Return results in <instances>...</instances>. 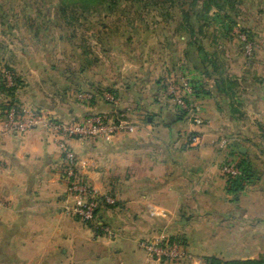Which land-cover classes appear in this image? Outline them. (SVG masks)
<instances>
[{"label":"crops","instance_id":"crops-1","mask_svg":"<svg viewBox=\"0 0 264 264\" xmlns=\"http://www.w3.org/2000/svg\"><path fill=\"white\" fill-rule=\"evenodd\" d=\"M160 30V59L146 63L143 56L129 58L128 72L116 73L115 79L107 62L101 75L94 67L90 73L82 67L74 75L30 58L29 68L15 63L24 78L16 93L24 108L63 122L100 114L121 119L123 127L114 136L67 141L78 175L99 195L114 198L100 217L116 237L111 241L64 213L70 198L66 184L58 180L61 154L46 129L7 135L0 122V264H131L132 251L128 256L124 248L170 226L202 240L198 251L207 250L206 239L239 238L248 223L257 225L252 234H264V58L246 63L229 57L230 76L249 83L244 90H233L232 99L231 92L226 96L216 88L219 74L183 64L170 67L186 44L176 45L174 32L165 37ZM2 59L0 51V63ZM187 61L184 56L181 62ZM179 73L202 89L199 115L204 125L196 148L186 141L195 130L191 119L177 113L162 90V78L177 79ZM239 102L244 108L236 107ZM222 137L231 141L229 148L217 147ZM237 156L253 174L232 194L221 167Z\"/></svg>","mask_w":264,"mask_h":264},{"label":"rangeland","instance_id":"rangeland-1","mask_svg":"<svg viewBox=\"0 0 264 264\" xmlns=\"http://www.w3.org/2000/svg\"><path fill=\"white\" fill-rule=\"evenodd\" d=\"M205 1L107 0L93 8L84 9L72 0L64 2L62 0H0V51L3 57L0 63V86L4 87L3 75L6 72L13 73L17 82L16 97V93L24 86L23 75L18 72L17 66L26 69L32 66L29 63L34 61H37V65L45 63L56 69L68 68L74 75H77L82 67L88 69L89 73L91 67H94L101 75L107 69L105 66L107 62L112 66L111 79H115L118 75L116 73L121 75L128 72L129 58L138 60V57L143 56L141 60H146V63L160 59L157 58L159 53L156 47L162 28L163 36L171 32L178 36L176 45L186 44L184 50L180 47L177 50L181 53L179 59L175 56L171 62L169 61L170 67H179V64H183L200 72L207 69L213 71L211 62L214 61L217 63V74L220 73L222 79L230 83L232 93L230 98L235 99L233 90L237 92L244 90L249 83L230 76L229 59L244 58L248 63L259 55L264 58V0H215V3L222 7L219 12L213 7L204 6ZM244 35L249 42H252L250 45H253L249 53H244L241 49L240 41ZM140 46H144V49ZM198 46L204 48L206 56L199 54ZM190 47L194 50L193 55L190 54ZM184 51H187L185 55ZM184 56L192 65H188V61V63L181 62ZM203 58L205 64L202 62ZM95 62L100 63L94 66ZM86 77L89 80L91 75L87 73ZM171 78L173 77L162 78V90L173 109L179 113L165 90ZM4 93L5 90L0 88L2 96L0 106L6 101ZM236 98L241 100L242 96ZM235 105L239 109L244 108L242 102ZM221 139L227 138H219ZM227 140L230 144L226 148H229L231 141ZM229 160L232 159L227 161ZM235 161L240 162L238 156ZM222 177L226 182V178L223 175ZM58 180L66 184L60 171ZM227 185L226 182V189ZM66 193L70 198L67 202L69 203L71 197L68 189ZM107 206L109 205H103V208ZM106 225L113 231L108 224ZM217 226L218 223L214 228ZM255 226L257 225L254 223L242 225L246 232L239 238L206 239L204 246L207 248L206 251L197 249L202 240L199 241L195 235L189 237L186 231L179 227L170 226L168 230L157 235L176 237L181 242L187 243L193 264H201L202 260L209 256H216L222 260L257 259L264 255V234L261 232L252 234L251 231ZM90 229L93 231L92 228ZM113 233L116 235L114 231ZM101 236L109 239L102 234ZM115 237L109 240H115ZM140 240L124 248L128 256L132 251L131 264H143L145 253L139 247Z\"/></svg>","mask_w":264,"mask_h":264},{"label":"built area","instance_id":"built-area-1","mask_svg":"<svg viewBox=\"0 0 264 264\" xmlns=\"http://www.w3.org/2000/svg\"><path fill=\"white\" fill-rule=\"evenodd\" d=\"M242 50L249 53L253 49L249 40L244 35L241 37ZM13 73L6 72L2 78V84L6 89L16 88L17 82ZM166 93L173 102L179 113L189 116L195 128L187 136L188 145L192 148L201 145V127L204 120L199 115V101L201 94L199 86L188 75L180 74L179 77L171 78L166 86ZM4 109L0 111L2 134L24 135L39 128L46 129L56 142L61 154L60 174L66 182L68 193L71 197L69 203L64 206V212L74 219L82 221L95 232L101 233L109 239L116 235L101 220L100 211L103 205H113L115 200L112 196H100L83 178L77 173V161L68 147L70 139H94L98 137H111L118 134L123 125L117 115L112 117L100 114L63 122L51 118L39 109H26L21 103L10 97H6ZM230 142L227 139L217 141L216 145L226 148ZM0 159V167H1ZM221 173L226 182L242 175L239 162L229 160L221 167ZM139 247L144 251L146 264H186L193 260L185 243L178 238L166 235H156L142 238ZM204 264V263H201Z\"/></svg>","mask_w":264,"mask_h":264},{"label":"trees","instance_id":"trees-1","mask_svg":"<svg viewBox=\"0 0 264 264\" xmlns=\"http://www.w3.org/2000/svg\"><path fill=\"white\" fill-rule=\"evenodd\" d=\"M67 1V0H62ZM75 2V4L79 5L82 8H93L107 0H72ZM195 1V0H194ZM204 6L206 7H213L216 11L219 12V10L222 9V7L220 6V4L215 3V0H206L204 3ZM197 51L199 52V54L201 53L204 57V48L201 46L197 47ZM201 55V56H202ZM206 56V55H205ZM202 62L205 64L204 62V58L202 59ZM212 66H213V71L215 73H217L216 71L217 69V63H215L214 61L211 62ZM217 69V70H216ZM220 74V73H219ZM1 90H5V95L6 97H10L12 99H16L15 97V90L16 88H11V89H4V87H1ZM216 88L218 89V91L220 93H224L226 96H229V92H231V87H230V83H226L224 81V79H222V75H219V79L216 80ZM3 92V91H2ZM199 93L202 96V89L201 87H199ZM17 100V99H16ZM4 109V105L0 106V111H2ZM182 115H184V113H181ZM239 167L241 168L242 171V175L238 178L235 179H231L229 180L227 183V191L229 193L232 194H236L237 192L241 191L245 185V183L251 178L252 176V169L249 165V163L245 162V161H240L239 162ZM98 233V231H96ZM176 238V237H175ZM186 244V243H185ZM204 264H264V255L260 258L257 259H245V260H222L216 256H209L206 257L205 260H203Z\"/></svg>","mask_w":264,"mask_h":264},{"label":"water","instance_id":"water-1","mask_svg":"<svg viewBox=\"0 0 264 264\" xmlns=\"http://www.w3.org/2000/svg\"><path fill=\"white\" fill-rule=\"evenodd\" d=\"M241 152H242V151H241ZM184 223H185V222H183V223H180V224L182 225V224H184Z\"/></svg>","mask_w":264,"mask_h":264}]
</instances>
